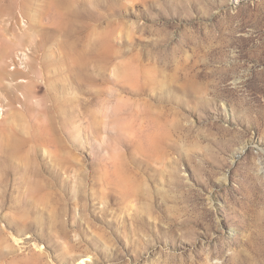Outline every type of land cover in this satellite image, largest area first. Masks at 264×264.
I'll use <instances>...</instances> for the list:
<instances>
[{
  "label": "rangeland",
  "instance_id": "374dc122",
  "mask_svg": "<svg viewBox=\"0 0 264 264\" xmlns=\"http://www.w3.org/2000/svg\"><path fill=\"white\" fill-rule=\"evenodd\" d=\"M0 264H264V0H0Z\"/></svg>",
  "mask_w": 264,
  "mask_h": 264
}]
</instances>
